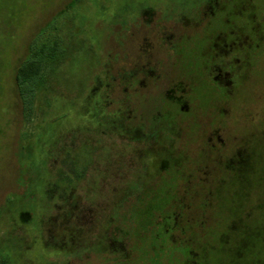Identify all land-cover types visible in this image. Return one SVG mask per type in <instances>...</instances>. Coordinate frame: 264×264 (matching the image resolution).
Returning a JSON list of instances; mask_svg holds the SVG:
<instances>
[{"label":"rangeland","instance_id":"374dc122","mask_svg":"<svg viewBox=\"0 0 264 264\" xmlns=\"http://www.w3.org/2000/svg\"><path fill=\"white\" fill-rule=\"evenodd\" d=\"M109 1L112 4L120 0H0V264H64L65 247L77 237L74 226L79 220L75 213L67 219L64 211L74 212L79 196L76 191L70 193L69 200L63 196L65 174L60 164L78 156L79 144L75 141L79 143L85 136L92 141L95 136L94 125L87 126L90 116L86 110L99 115V97L87 105L85 96L90 88L85 87L92 79L93 66H99L98 52L109 50L111 26L122 17L119 5L113 7L111 17L104 13V4ZM122 1L132 5L138 2ZM146 1L140 0L135 6L140 9ZM250 2L241 0L238 8ZM260 5L264 15V2ZM245 12L241 20L227 27L212 20L206 31L209 36L215 31L228 32L237 23L252 40L254 54L246 65L249 70L227 100V108L233 134L248 137L255 147V176L243 190L232 181L224 192L212 188L213 202L205 211L206 234L196 233L200 264H264V181H258L264 177V19L259 14L255 24ZM192 31L180 32L188 56L200 48L187 41ZM34 55L41 72L32 99L29 96L25 101L22 99L27 94L21 95L15 75L17 68ZM200 100L196 107L201 112L213 111L219 101L208 97ZM183 118L190 120L193 116ZM100 125L105 128L102 120ZM183 129L195 143L198 126L190 124ZM62 134L65 139L60 142ZM89 152L84 154L85 164L90 162ZM184 165L183 172L188 173ZM182 182L183 174L169 171L148 187L153 190L118 202L116 239L123 245L121 252H126L132 262L189 263L188 251L181 253V248L172 246L171 237L162 232L168 226L165 218L172 213V202L179 198ZM80 185L86 186L85 182ZM87 199L85 204L95 200ZM202 213L201 207L195 209V216L201 220ZM83 220L94 221L91 217ZM87 226H92L91 222ZM159 229L162 231L157 234ZM104 239H99L97 248L86 246L85 251L90 248L92 254L71 264H119L100 254L106 247Z\"/></svg>","mask_w":264,"mask_h":264},{"label":"flooded vegetation","instance_id":"af4514ba","mask_svg":"<svg viewBox=\"0 0 264 264\" xmlns=\"http://www.w3.org/2000/svg\"><path fill=\"white\" fill-rule=\"evenodd\" d=\"M137 1L135 5L140 2ZM240 1L147 0L140 9L122 0L104 4L108 17L116 5L121 8L122 17L108 32L107 53L100 51L95 56L99 66L92 68V79L85 87L90 88L89 92L84 89L87 105L99 97V115L86 110L90 116L87 126L94 125L95 136L92 141L86 136L79 143L75 141L79 144L78 156L60 164L65 174L63 196L68 199L72 191L79 196L74 212L64 211L67 219L75 213L79 220L74 226L75 241L65 247L64 264L87 258L92 254L90 248H97L99 239L104 238L106 247L101 248L100 254L119 264H137L121 252L123 245L116 239L118 202L153 190L148 187L169 171L183 174V182L179 198L172 202V213L166 215L168 226L157 234L164 232L171 237L172 246L181 248V253L188 251V264H200L196 233L206 234L205 211L212 205L213 189L224 192L233 182L243 190L249 186L250 177L255 176V147L249 144L248 137L233 134L227 108V100L249 70L246 65L254 54L252 40L237 23L228 32L215 31L209 36L206 31L212 20L227 27L241 20L245 11L255 24L259 14L264 19L260 5L264 0H251L250 5L238 8ZM186 29H193L187 41L200 47L190 56L180 33ZM80 53L86 54L84 50ZM206 97L219 101L213 111L201 112L196 106ZM189 116L193 118H183ZM190 124L198 126L197 139L192 138L195 143L183 129ZM86 129L80 130L88 133ZM63 135L60 142L66 133ZM88 151L92 156L85 164L84 154ZM184 162L188 173L183 172ZM82 182L85 188L81 187ZM87 197L95 198L94 202L85 204ZM193 201L199 204L193 205ZM199 207L203 220L195 216ZM84 217L94 221L83 220ZM90 222L92 226H87ZM86 246L90 248L85 251Z\"/></svg>","mask_w":264,"mask_h":264},{"label":"trees","instance_id":"16d2710c","mask_svg":"<svg viewBox=\"0 0 264 264\" xmlns=\"http://www.w3.org/2000/svg\"><path fill=\"white\" fill-rule=\"evenodd\" d=\"M37 55L31 56L26 62L21 64L17 68V72L15 75L17 86L20 89L21 95L24 97V95L27 96V98H23L22 100L27 101L28 97L30 96L32 99V96L35 92V87L38 83V77L40 76L41 72V66L38 63V58H34ZM33 57V58H32ZM35 59V60H34ZM264 177H260L258 180L264 181Z\"/></svg>","mask_w":264,"mask_h":264}]
</instances>
